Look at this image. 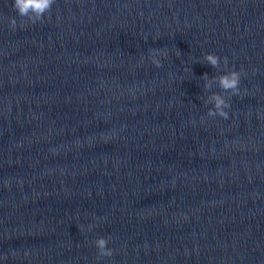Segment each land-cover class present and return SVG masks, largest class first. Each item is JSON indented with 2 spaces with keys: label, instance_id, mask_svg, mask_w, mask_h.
Instances as JSON below:
<instances>
[{
  "label": "water",
  "instance_id": "water-1",
  "mask_svg": "<svg viewBox=\"0 0 264 264\" xmlns=\"http://www.w3.org/2000/svg\"><path fill=\"white\" fill-rule=\"evenodd\" d=\"M0 264H264V0H0Z\"/></svg>",
  "mask_w": 264,
  "mask_h": 264
},
{
  "label": "clouds",
  "instance_id": "clouds-1",
  "mask_svg": "<svg viewBox=\"0 0 264 264\" xmlns=\"http://www.w3.org/2000/svg\"><path fill=\"white\" fill-rule=\"evenodd\" d=\"M54 3V0H12V7L17 12V14L22 17L26 18L27 21L31 23H36L38 21H41L42 18L45 16L46 13H48L51 9L52 4ZM9 24L12 28H15L16 26V20L12 17H9ZM23 26V22H22ZM148 59L151 61V63L157 67L161 66V60L158 58L160 56H163L167 58L168 52L166 48H149L148 49ZM177 55H179V52H177ZM143 56L141 57V62L143 61ZM203 60L211 65L213 68L220 67L221 62H223V65L227 67L228 60L226 57L220 58L217 55L208 52L205 53L203 56ZM243 73V69L241 68L239 71L237 70H226L223 73H221L219 76L213 77V80L216 83V86L220 88L223 91V95L217 92H211L209 96V100L211 101L212 107L208 108L207 115L210 117L219 116L224 119L228 118V112L225 111V109L230 107V104L228 102L229 98L232 95H238L240 92V78ZM208 74L203 73L202 78H207ZM205 88L210 89L211 83H209L207 80H205ZM203 122V121H202ZM107 137H105L106 139ZM78 230L83 231L84 225L78 224L76 225ZM92 225H87V228L89 231L92 229ZM109 238L104 237H97L93 244L97 249V259H100L101 257H110L113 255V249L110 247H107V244L109 243ZM147 245H145L146 247Z\"/></svg>",
  "mask_w": 264,
  "mask_h": 264
}]
</instances>
